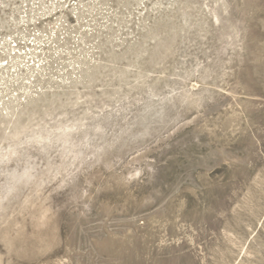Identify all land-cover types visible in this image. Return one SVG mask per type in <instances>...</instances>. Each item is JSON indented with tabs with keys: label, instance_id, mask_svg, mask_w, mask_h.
<instances>
[{
	"label": "rangeland",
	"instance_id": "1",
	"mask_svg": "<svg viewBox=\"0 0 264 264\" xmlns=\"http://www.w3.org/2000/svg\"><path fill=\"white\" fill-rule=\"evenodd\" d=\"M0 264H264V0H0Z\"/></svg>",
	"mask_w": 264,
	"mask_h": 264
}]
</instances>
